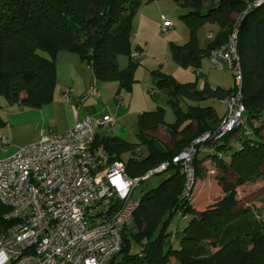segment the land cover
Instances as JSON below:
<instances>
[{
  "label": "trees",
  "instance_id": "1",
  "mask_svg": "<svg viewBox=\"0 0 264 264\" xmlns=\"http://www.w3.org/2000/svg\"><path fill=\"white\" fill-rule=\"evenodd\" d=\"M152 1L0 0V98L25 108L50 103L57 85L55 56L61 50L75 54L87 65L94 84L115 80L129 89L138 63L130 53L141 50L138 46L132 49L131 20L143 3ZM172 1L187 10L179 19L189 29V40L182 45L171 44V58L180 67L195 71L209 52L228 44L236 26L235 21L231 26L233 15L242 14L253 2ZM206 23L216 24L218 30L201 47L196 33ZM235 36L243 72L245 124L197 145L189 163L196 179L207 171L200 155L213 162L218 182L224 181L227 172L233 174L232 181L222 184V197L214 203L197 208V201L189 197L192 190L185 195L183 164L172 162V158L200 135L215 136L223 116L219 117L211 105L187 103L185 111L180 105L190 100L221 101L232 88L226 90L204 81L199 89L193 82L182 84L173 76L154 72L155 87L150 91L167 94L174 122L166 123L163 109L158 107L139 114L137 143L118 136H96L94 146L103 148L109 160H122L129 153L124 162L126 174L132 178L168 162L160 172H166L165 179L138 198L131 226L122 232L120 252L109 264H264V199L260 200L262 207L239 206L236 195L239 185L264 178V134L260 133L264 127V4L242 16ZM122 55L131 58L121 69L117 59ZM197 75L202 77L199 71ZM3 123L0 117V126ZM190 125L194 130L186 134ZM162 126L178 137L172 147L148 134ZM140 145L148 151L142 157ZM6 211L0 204V228L8 225L2 219ZM174 218L178 226L169 230ZM180 222L186 224L181 226ZM175 240L177 246L173 245ZM116 258L120 260L116 262Z\"/></svg>",
  "mask_w": 264,
  "mask_h": 264
},
{
  "label": "built area",
  "instance_id": "2",
  "mask_svg": "<svg viewBox=\"0 0 264 264\" xmlns=\"http://www.w3.org/2000/svg\"><path fill=\"white\" fill-rule=\"evenodd\" d=\"M264 0H253L242 16ZM171 22L162 17V29ZM236 36L228 44L210 52V62L232 74V91L223 97V118L215 136L220 138L245 124L242 97L243 72L235 48ZM137 58L138 52H131ZM71 89H65L64 98ZM86 93L99 97L91 84ZM151 90L150 94H154ZM118 107L122 103L116 102ZM116 116H84L63 132L49 131L0 158V204L7 211L0 228V264H109L118 254L122 232L131 226L139 199L134 195L141 181L163 172L168 162L132 178L123 160H109L101 147H95L97 132L110 128ZM8 140L0 133V150ZM192 144L172 162H182L185 174L194 156ZM185 195L188 194L185 192Z\"/></svg>",
  "mask_w": 264,
  "mask_h": 264
},
{
  "label": "rangeland",
  "instance_id": "3",
  "mask_svg": "<svg viewBox=\"0 0 264 264\" xmlns=\"http://www.w3.org/2000/svg\"><path fill=\"white\" fill-rule=\"evenodd\" d=\"M186 11L187 10H184L181 7L179 8L178 5L172 0H155L152 2L143 3V5L134 14L131 20V29H133V35L131 37L132 49L134 43L136 42V39H138L139 45L142 47V50L140 51H131L133 53L135 51L139 53L137 58H134L138 61V63L134 67L135 70L133 78L135 81L131 84L129 89L124 86H119L118 81L115 80L98 81V86H101L100 91L98 90L101 94L99 99L96 100L92 97L89 98L91 102H94L96 104L99 100L105 101L107 99H111L117 93V96L121 98V103H123V106H125L126 112L118 123H115L112 127L108 128L111 129L109 132L110 135L116 133L118 131L119 125H121V128L125 131L123 136L124 139L132 143H137L135 134L137 133V119L139 117V114L143 111L155 110L158 107L163 109L164 121L166 123L170 124L174 122L175 114L169 107V103L167 101V94L163 90H157V93L154 95L150 94V89H153L155 87L153 82L154 72H161L165 75L171 77L173 76L176 81L182 84H184L185 82H193L196 84V87L202 84L203 80H207V83L212 86L223 87L226 90H229L233 87L232 74L227 69L218 70L217 68H215L212 62H210V52L208 54L209 59H207L206 57L203 58V63L201 64V67L198 68L196 71L193 68H182L172 60L170 52L171 44L182 45L183 43L189 40V29L184 24V22L179 19V15ZM162 17H165V19L171 22L169 28L164 30L161 28ZM241 19L242 14L233 15L231 26L233 25L232 23L234 21L236 26L232 34H236L238 22H240ZM206 24L210 26H216L218 30V26L216 24ZM206 24H204L203 27L206 26ZM205 35L206 32L204 33V38L207 41H210V38H206ZM196 36L198 38V41L201 43L204 38H202L199 29L196 33ZM42 54L46 56L45 53ZM59 54L60 52H58V54L55 56V70L56 67L57 70H60L62 64H65L67 67L70 68V60L64 58L62 59L64 61L63 63ZM130 58L131 57L128 55L119 56L117 59L118 67H120L121 69L125 68L129 63ZM78 59L79 63L77 66H79L81 70L77 71L75 68L73 69L76 70V74H81H77V76L81 77H76L75 79L76 85L74 86V93H70L69 95L70 101L68 103H65V99L62 98L59 94V89L55 88V91L53 93V98L55 100L52 99L55 102L53 103L52 101H50V103L45 104L51 105L44 109L46 110V113H44L41 118L9 121L13 124H27L16 128V131L20 133L19 136H17L16 140L24 141V138H32L35 134H39V132L47 133L48 131L52 130L63 132L65 129H67L69 122L73 119V117L79 110V106H74L75 93L84 96L83 88L86 82H88V71L84 64H82L79 57ZM200 70H202V77H199L197 75V72ZM91 84L93 85V82H90L88 87ZM94 88H96V86ZM82 99H86V96H84ZM187 103L201 106L211 105L213 110L216 111L219 117L223 116L222 104L218 100L210 99L206 101L197 102L194 100H190L187 102H182L180 105L182 110L185 111L187 109ZM19 110L20 106L17 103L10 104L3 97L0 98V117L2 119L6 120V117L8 116H12L14 118V114ZM11 128L12 127H10L9 129ZM193 130L194 125H190L185 133L187 134L189 132H192ZM106 131L101 130L100 133H105ZM260 133L264 134V127H262ZM148 134H152L153 136L158 138L162 144H165L168 147H172L178 138L176 134L172 135L170 133H167L163 126L157 128L156 130H150ZM205 134L206 133L200 135L198 138H196L190 143L195 149V152L197 149L196 146L200 143L205 142V140L201 139V137ZM121 135L122 134H120L119 136ZM235 136L236 134L234 135V137ZM13 139L14 137L12 136L8 139L6 150H0V158L12 155L18 150L19 146L15 145L16 141L15 139ZM190 144H188V146H190ZM188 146L185 147L183 151H185ZM146 153H148L147 148L144 145H140L139 157L144 156ZM203 153L204 152H202V154ZM206 154H208V152ZM199 158L200 160H202L201 165H204L207 171L201 172L203 173V176L199 179H196L193 170H191L190 174L187 173L186 188L188 191L192 190L189 197L192 198L194 201H197V208L200 209L214 203L217 199L222 197V184L226 181H232L233 174L231 172H227L224 176V181H219V183L216 178L217 169L212 166L213 162L209 158H207V156L200 155ZM122 160L126 161L127 157L123 156ZM166 176V172L161 174H154L150 179L145 182H141L139 186L136 187L137 189L135 190L134 195L137 198H140L146 190L158 185L163 179H165ZM236 195L239 206L242 205L254 208L262 207L260 200L264 199V178L256 180L255 182L239 185L238 187H236ZM180 223L181 226L186 224L185 222ZM177 226V219L174 218L171 221L169 230H173ZM173 245L177 246L176 240L173 242ZM119 260L120 258H116V262H118Z\"/></svg>",
  "mask_w": 264,
  "mask_h": 264
},
{
  "label": "crops",
  "instance_id": "4",
  "mask_svg": "<svg viewBox=\"0 0 264 264\" xmlns=\"http://www.w3.org/2000/svg\"><path fill=\"white\" fill-rule=\"evenodd\" d=\"M199 30H200V33H201L202 38H204V33L206 32L205 37L206 38H210V40H211V39H213V36L217 32V27L216 26H210V25H207L206 24V26L200 28ZM135 41L136 42L134 43L133 47L138 46L142 50V47L139 45L138 39H136ZM208 42L209 41H207L204 38L201 43L199 42V45L201 47H204L205 45H207ZM59 56H60L61 61L63 63H64V61L62 59L66 58L67 60H70V64H71L70 65L71 66L70 68L67 67L65 64H62L63 66L61 65V69H60L61 71L60 70H57V67H56V82H57L56 88L59 89L60 96L62 98H64L62 92L65 89H71L72 91L70 93L71 94L74 93V86L76 85L75 79H76V77H81V76H77V74L78 75H81V74H79V73L76 74L75 71L76 70L77 71H80L81 69H80L79 66H77L78 63H79V59H78V57H76L75 54H73V53L71 54V53H68V52L60 51ZM206 58L209 59L208 55H207ZM82 64H84V63L82 62ZM76 66H77V68H76ZM84 66L86 67V69L88 71V79H87L88 82H86V84L84 85V88H83V93H84V96H86V99L83 100L82 98L84 96H82L81 94H80L81 95L80 96L79 94H76L75 93V96H74V98H75L74 106H76V105L79 106V110L76 113V115L73 117V119L69 122V125H68L67 128L71 127L81 117L88 116V115L91 116V117H94V118H100L103 115H114V116H116V122L115 123H118L119 120L123 117V115L126 112V108H125V106H123V103H122V106L121 107H118L117 104H116V102L118 100L121 102V98L119 96H117L118 95V93H117L111 99H107L105 101H101V100L97 101V104L94 103V102H91L89 100V98L90 97L95 98V97L94 96H91V95H89V94L86 93V90H87V87H88L89 83L92 82V80H91L92 79V77H91V71L87 67L86 64H84ZM73 68H75L76 70L73 69ZM199 73H200V75H202L201 74L202 73V70H200ZM205 81H207V80H205ZM203 82H204V80L202 81V84H200L198 86L199 89L202 88ZM93 85H94L93 87L96 86L97 89L94 88L96 91H98V90L100 91V89H101V86L100 85L98 86L97 83H95V84L93 83ZM100 95L101 94L99 92V97H100ZM99 97L98 98H95V99L97 100V99H99ZM64 99H65V103H68L70 101V98L69 97L68 98H64ZM54 100H52L53 103L55 102ZM49 105H51V104H49ZM49 105H43V106H41L39 108H29V107H26L25 108V107H21L20 106V110L14 114V118L12 116H8V117H6V120L5 119H2L4 121V123H3L2 126H0V133L3 134L7 138V140L9 138H11V136L14 137V139L16 141L15 142V145H18L19 146L18 149L21 148V147H23V146L28 145L29 143H33V142L37 141L40 138V136L49 133V131L47 133H45V132H39V134H35L32 138H28V139L27 138H24V141L23 140H20L19 141V140H16V139H17V136H19L20 133H18L16 131V128L19 127V126L27 125V124H16V123L13 124L12 122H9V121L27 120V119H39V118L42 117V115H44V113H46V110H44V109L46 107H48ZM222 110H223V107H222ZM6 121H8V122H6ZM10 127H12V128L9 129ZM101 130H103V131H106L107 130V131L105 133H100ZM110 130L111 129H108V128H101V129L98 130L97 135L99 137H101L102 135L111 136V137L118 136V137H121L123 140H125L124 137H123L125 131L121 128V125H119L118 131L116 133H113V134L110 135L109 134ZM120 134H122V135L119 136ZM128 154L129 153L127 152L123 156H126L127 157Z\"/></svg>",
  "mask_w": 264,
  "mask_h": 264
}]
</instances>
